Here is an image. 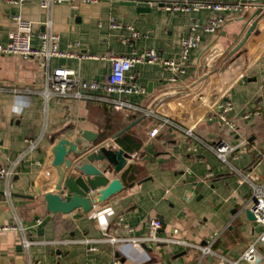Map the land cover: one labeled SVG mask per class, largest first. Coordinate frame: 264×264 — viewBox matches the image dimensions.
Wrapping results in <instances>:
<instances>
[{"label":"crops","instance_id":"obj_1","mask_svg":"<svg viewBox=\"0 0 264 264\" xmlns=\"http://www.w3.org/2000/svg\"><path fill=\"white\" fill-rule=\"evenodd\" d=\"M13 13L33 22L35 47L51 18L60 48L88 55L82 60L53 57L51 67L75 69L88 80H105L111 70L107 60L93 56L155 49L166 58L178 57L195 25L201 40L176 81H171L174 73L159 64H136L126 75L144 86L145 93L125 98L173 122L155 137L149 132L158 121L141 113L118 111L91 99L53 97L47 102L41 94L45 58L0 54V166L19 161L10 186L0 181V224L18 219L36 242L26 254L18 232L0 231V264H217L189 246L105 240L147 236L156 218L163 224L158 236L212 243L225 257L239 260L263 230L244 210L252 189L185 129L193 128L205 142L226 140L240 146L229 161L264 183V0L246 9L222 11L226 22L215 32L204 30L213 16L206 9L168 12L155 6L141 13L122 0H72L46 10L34 0L22 6L0 0L1 43L8 40ZM111 17L121 26L113 28ZM128 26L141 34L134 36ZM225 107L231 108L227 115L237 122L236 131L220 122ZM247 114L253 116L245 119ZM84 133L95 137V149L78 146L69 152L65 169L69 176L76 165L90 161L103 170V180L84 176L97 181L86 193L93 208L87 213L82 208L53 213L45 194L55 192L58 179L54 145ZM114 179L121 180L123 189L100 201L102 190ZM87 239L96 241L88 244Z\"/></svg>","mask_w":264,"mask_h":264},{"label":"built area","instance_id":"obj_2","mask_svg":"<svg viewBox=\"0 0 264 264\" xmlns=\"http://www.w3.org/2000/svg\"><path fill=\"white\" fill-rule=\"evenodd\" d=\"M8 1L15 6H22L26 1L30 0ZM34 1H37L42 8L50 10L54 4L71 2L72 0ZM83 1L96 3L99 0ZM225 1L226 0H195L191 2L186 1L184 3H165L162 8L168 12L210 10L213 16L211 21L204 26V30L215 32L226 22V18L222 14V11L246 9L256 4L258 0H236L237 3L233 5L228 4ZM10 22L11 27L8 34V40L3 43L0 42V54L20 55L25 58L32 56H42L45 58V83L41 90V94L47 102L53 97L78 100L91 99L96 100L101 104H106L118 111L126 110L141 113L145 117L158 121V124L149 132L150 137H155L162 126L172 124L173 122L170 117L160 113L154 108L130 102L125 98L127 95L145 93V87L135 83L133 76L130 81L127 80V73L131 71L136 64H159L171 70L174 73V76L171 77V81H176L177 75L185 72L186 62L190 58L191 52L198 46L201 40V36L196 33L199 25H195L192 28V33L183 39L182 48L178 57L166 58L155 49H146L140 53H133L131 55L107 53L93 56L97 59L107 60L110 63L111 70L109 76L105 80H88L75 69L68 67H51L50 61L53 57H77L80 60L88 57L87 54H81L80 52L75 51H65L60 48V37L52 31L51 18H48L44 23V31L38 34L40 39L39 47H35L32 44L34 33L33 22L31 20L23 18L20 13H13L10 16ZM110 23L113 28L121 26L113 17H111ZM128 28L133 30L132 26H128ZM133 34L134 36H139L141 33L134 31ZM76 45L78 46L79 43H76ZM2 89L3 88L0 87V90ZM14 91L17 92V90ZM230 109V107H225L224 112L220 115V122L229 130L236 131L238 129L237 122L227 115V112ZM254 115H258V112H255ZM252 116V114H247L245 119H250ZM185 132L213 151L222 162L228 164L232 172L238 176L240 183L249 184L252 189V196L247 203V206L253 212L256 218L255 221L263 226V230L258 235L257 239L242 253L239 260H230L220 252L214 250L212 248V243L193 244L181 238L158 236V230L162 228L163 224L159 218H156L152 220L150 233L147 236L126 238L107 236L105 240L113 244L117 242H129L134 246L147 244L149 242L172 243L197 249L202 253V258L207 256L215 258L217 264H241V261L249 264H264V252H261L259 247L261 244L264 248V183L256 182L252 177L251 172L239 169L229 161V155L240 150V146L232 145L226 140L205 142L194 135L193 128H186ZM31 145L32 147L35 146V144ZM18 163L19 161L16 160L10 166H0V181L6 182L8 187L10 186L11 179L15 173V167ZM5 194L10 197V189H6ZM7 230H14L20 234V244L22 249L28 254L32 245L36 242L27 235L26 228L23 224L18 219L12 223L0 224V231ZM94 241L96 240H85L88 244L93 243Z\"/></svg>","mask_w":264,"mask_h":264},{"label":"water","instance_id":"obj_3","mask_svg":"<svg viewBox=\"0 0 264 264\" xmlns=\"http://www.w3.org/2000/svg\"><path fill=\"white\" fill-rule=\"evenodd\" d=\"M122 3L136 6L138 12L141 13L149 12L155 6L163 7L165 4L161 0H122ZM94 140L95 137L93 135L84 133L75 136L73 139L61 138L54 145L53 166L57 171L58 179L54 188L55 192L45 194V201L51 212L70 213L76 208H82L85 213L92 210L93 203L91 202L90 196L86 193L90 191L91 187H93L97 181L86 180L84 176H96L103 180V170L96 167L92 162L85 161L76 165L75 168L71 170V174L66 176L67 169H65V165H69V161H67L69 152L76 150L78 146H81L84 150L95 149L92 143ZM107 158L113 163L116 162L113 155H108ZM122 189L123 184L121 180L114 179L108 184L107 188L102 190L99 200L102 201L110 195L120 192ZM244 210L250 220H256L247 204ZM21 248L22 246H20V249Z\"/></svg>","mask_w":264,"mask_h":264}]
</instances>
